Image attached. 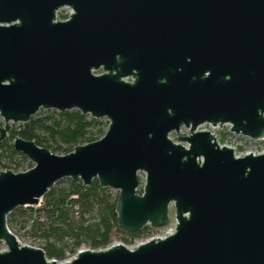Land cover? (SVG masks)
Listing matches in <instances>:
<instances>
[{"label":"water","instance_id":"95a60500","mask_svg":"<svg viewBox=\"0 0 264 264\" xmlns=\"http://www.w3.org/2000/svg\"><path fill=\"white\" fill-rule=\"evenodd\" d=\"M38 109L107 126L65 154L12 138L32 165L0 170V264H264V151L234 156L196 129L264 137V0H0V141ZM62 178L117 190L123 233L166 226L170 205L174 228L133 248L47 258L6 215Z\"/></svg>","mask_w":264,"mask_h":264},{"label":"trees","instance_id":"16d2710c","mask_svg":"<svg viewBox=\"0 0 264 264\" xmlns=\"http://www.w3.org/2000/svg\"><path fill=\"white\" fill-rule=\"evenodd\" d=\"M106 126V120L94 119L76 109L61 112L51 109L31 116L16 129H11L8 140L17 136L32 140L52 153L65 154L77 144L98 139ZM4 157L12 163L14 171L25 160L23 155L12 149L11 143L0 145V164ZM14 157L18 160L13 161ZM30 166L29 164L28 167ZM60 180L41 197L38 207H17L9 212L6 215L8 229L15 226L20 229L27 227L28 233L43 242L41 249L46 257L56 261L62 260L66 252L69 253L64 252L63 246L55 245L62 239L72 240V251L83 240L90 249H98L109 244L112 231L122 233L116 225V195L111 197L107 194L106 188L99 187L96 179L89 186L82 185L79 181L73 183L70 179L59 185ZM146 228L128 234L137 236Z\"/></svg>","mask_w":264,"mask_h":264},{"label":"rangeland","instance_id":"374dc122","mask_svg":"<svg viewBox=\"0 0 264 264\" xmlns=\"http://www.w3.org/2000/svg\"><path fill=\"white\" fill-rule=\"evenodd\" d=\"M70 12L71 11L67 8L60 9L57 11L55 18L57 21H64L65 19H67ZM126 80H129V79L127 78ZM46 110H51V109H38L32 116L43 113ZM99 119L104 120V121L106 120L103 117ZM2 123L3 121H2V118L0 117V126L2 125ZM8 124H9V131H10L11 129H16L18 126H20L22 122H8ZM203 128H205L206 130H212L208 125L200 126L198 129H203ZM9 131L6 133V136L2 138V140L0 141V145L6 146L8 143H11V141L8 140ZM187 131H188L187 129H185L184 127H181L177 133L171 132L168 136H170V138L175 141L177 138V135H185ZM212 131L218 134L219 142L221 144H224L227 138L226 137L227 135L226 126H223L220 129H214ZM231 146L233 147L235 154L239 155L247 151H253L254 149L256 150L263 149L264 140L248 141V140H240L238 138H234V140L231 142ZM5 154L7 155V152ZM14 160L17 161L18 158L14 157L13 161ZM29 164L32 165V163L27 158H25V160H23L22 162V165L16 171H23L29 168L28 167ZM8 165H10L9 168H5ZM3 169H10L11 171H14L12 167V163L8 161L7 157L2 158L1 160L0 170H3ZM66 179L68 178H62L61 179L62 181L60 180L59 185L64 184ZM138 179H139V185L137 187V191L140 192L141 187L144 183V173L143 172L141 171L138 172ZM106 193L109 194L111 197H113L117 194V190L106 187ZM40 201L38 202V204L33 205L32 207L34 208L38 207L40 205ZM171 215H173V209H172V206L170 205L168 208L169 222L166 226L155 229V228L150 227L149 225H145V227L147 228L137 236L132 237L128 233H123V232L118 233L116 231H112L110 234L109 245L119 243V244H123L124 246L128 248H133L138 242L143 241L144 239H146L147 237L151 235H164L166 233H169L174 228V220L173 221L171 220ZM9 230L14 234L16 239L21 244H25V245H29L33 247H39V248H41L43 244V242L39 238L34 237L30 233L27 232V227H25L24 229H20L17 226H15V227H11V229ZM55 245L63 246L64 252L69 251L70 255H74L75 252L79 248H89L88 243L84 240L81 241L80 244L76 248H74V251L70 250L73 247L71 239H62L61 241H58ZM4 248H5L4 244L2 243V241H0V250H3Z\"/></svg>","mask_w":264,"mask_h":264},{"label":"built area","instance_id":"2783aa9c","mask_svg":"<svg viewBox=\"0 0 264 264\" xmlns=\"http://www.w3.org/2000/svg\"><path fill=\"white\" fill-rule=\"evenodd\" d=\"M66 20V19H65ZM203 125H208L212 130H214V129H220V128H222L223 126H226V132H227V135H226V140H225V142H224V144H221L220 142H219V138H218V136H217V138H216V143L219 145V146H221V145H226V146H228V147H230L231 149H233V147L231 146V142L234 140V138H238V139H240V140H248V141H255V140H264V137H262V138H259V139H252V138H250V137H248V136H244V135H241V134H235V133H233L231 130H229V128H230V125L228 124V123H224V124H222V125H220V127H217V125H215V126H212L211 124H209V123H203V124H201V125H199L196 129L197 130H204V131H209L210 133H212V134H217L216 132H214V131H212V130H206L205 128H203V129H198L200 126H203ZM186 129V128H185ZM188 132V131H187ZM187 134V133H186ZM169 138H170V136H168ZM171 139V138H170ZM172 140V139H171ZM173 142H177V140H172ZM226 141H227V143H226ZM229 141V142H228ZM184 144V143H183ZM233 151V154H234V156H240V155H243L244 153H248V152H251V153H255V154H257V153H260V152H262V151H264V148L263 149H259V150H256V149H254L253 151H247V152H244V153H241V154H239V155H236L235 154V152H234V149L232 150ZM172 232V231H171ZM171 232H169V233H171ZM169 233H166V234H164V235H151V236H149V237H147L146 239H144L143 241H146V240H148V239H151V238H154V237H162V236H165V235H167V234H169ZM143 241H140V242H143ZM140 242H138V243H140ZM137 243V244H138ZM136 244V245H137ZM109 245V244H108ZM107 245V246H108ZM73 257V255H70L68 252H66L65 253V257L62 259V260H59V261H57V262H64V261H67V260H69L70 258H72ZM53 259V258H52ZM55 260V259H54Z\"/></svg>","mask_w":264,"mask_h":264},{"label":"bare ground","instance_id":"6f19581e","mask_svg":"<svg viewBox=\"0 0 264 264\" xmlns=\"http://www.w3.org/2000/svg\"><path fill=\"white\" fill-rule=\"evenodd\" d=\"M171 232V231H170Z\"/></svg>","mask_w":264,"mask_h":264}]
</instances>
